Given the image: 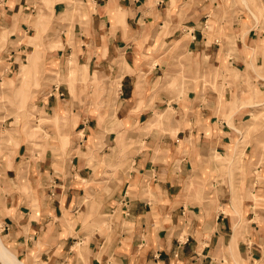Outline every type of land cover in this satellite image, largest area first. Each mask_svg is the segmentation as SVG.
I'll return each mask as SVG.
<instances>
[{"label": "crops", "instance_id": "0c3cea01", "mask_svg": "<svg viewBox=\"0 0 264 264\" xmlns=\"http://www.w3.org/2000/svg\"><path fill=\"white\" fill-rule=\"evenodd\" d=\"M79 3L82 23L54 24L41 53L36 97L58 120L44 151L0 156V264H264L263 146L230 152L231 126L253 111L247 81L263 87L257 11ZM20 7L0 4L15 37L25 23L6 20ZM26 50L18 42L6 60Z\"/></svg>", "mask_w": 264, "mask_h": 264}, {"label": "rangeland", "instance_id": "374dc122", "mask_svg": "<svg viewBox=\"0 0 264 264\" xmlns=\"http://www.w3.org/2000/svg\"><path fill=\"white\" fill-rule=\"evenodd\" d=\"M3 1L0 0V4ZM8 1L9 5L16 1L22 4V8L20 7L22 16L13 15L10 19L7 16L6 26L8 27L10 21L14 20L13 22L16 23L23 20L26 27L22 35H16V37L10 33V29H0V156L9 161L15 155L13 151L19 148L20 144L25 146L22 147L23 153H25L24 149H29V152L33 150L32 153L40 149L44 151L43 146L46 143H43V140L47 138L48 133L46 127L48 124H54L58 121L47 120V110L42 108V103L38 102L39 99L36 97L37 89L42 86L45 89L47 82L44 76L46 71L42 54L49 47L45 46L44 41L47 39V33L52 31L54 24H68V31L74 33L76 27L72 23L75 15L79 17L81 23L82 18H85V16L79 13V0ZM239 1L240 4L247 8L248 4H251L253 9L249 8V10L255 17L257 15L254 11H257L259 19L257 18L255 29H260V25L264 24L263 0ZM19 30L21 32L20 26H18ZM61 30L62 28H59L54 34H59ZM18 42L28 44L34 52L32 53L30 50H26L24 53L18 52L10 61L6 60L10 56L8 49L18 45ZM28 55L33 56L27 60ZM14 59L15 62L11 63V60ZM23 63L24 65L22 66ZM236 78L239 79V77ZM258 78L262 79L260 84L263 86L260 88L262 93L257 91L256 87L258 86H254L256 84L251 86L252 81H247L249 93L256 89L251 92L250 101L248 102L253 107L252 115L250 118L248 117L249 120L245 123L231 126L237 131L234 133L236 145L231 148V154L237 149L238 145L240 148H247L246 151H249L252 144L257 142L262 143L264 150V97L257 98L258 94H264V67L261 68V73L256 71L254 81H258ZM253 99H256L255 102ZM61 150L64 151L65 148L61 147Z\"/></svg>", "mask_w": 264, "mask_h": 264}, {"label": "bare ground", "instance_id": "6f19581e", "mask_svg": "<svg viewBox=\"0 0 264 264\" xmlns=\"http://www.w3.org/2000/svg\"><path fill=\"white\" fill-rule=\"evenodd\" d=\"M35 53H36V52H35ZM35 53H34V54H35ZM34 54H33V55H34ZM33 55H28V59H27V60H29L30 58H32ZM25 63H26V62H25ZM23 65H24V63L22 64V66H23ZM4 247H5V246H4ZM5 250H6V249H5Z\"/></svg>", "mask_w": 264, "mask_h": 264}]
</instances>
